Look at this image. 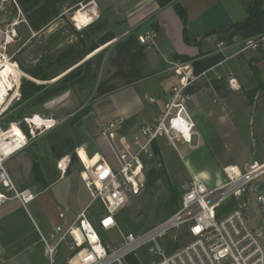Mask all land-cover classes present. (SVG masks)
Masks as SVG:
<instances>
[{
	"label": "rangeland",
	"instance_id": "obj_1",
	"mask_svg": "<svg viewBox=\"0 0 264 264\" xmlns=\"http://www.w3.org/2000/svg\"><path fill=\"white\" fill-rule=\"evenodd\" d=\"M77 8L79 6L73 9L64 8L62 12L65 17L64 20L57 19L41 31L34 32L29 27L15 0H0V67L8 60L15 65L20 74L19 86L14 88V90L19 89V96L17 97V94H15L12 99H8L9 103L4 102L0 108V124L5 126L11 122H18L26 130L22 118L32 114L52 117L57 122L51 130L38 133L30 139L28 145L22 151L14 154L6 161L5 166L19 188L29 187L33 192H36L41 189V185L36 183L35 180L32 170L34 163L38 164L44 179L50 183L59 176L51 144H55L56 149H64L65 151H67L68 146H72V152L74 151L77 158L74 162L71 161L69 169L70 173L77 172L78 176H76V182L74 180L71 182L73 183L70 196L72 206L66 207V210H61L64 216L65 214L68 216L75 215L76 208L79 207L80 209L90 201L89 192L80 180L83 166L77 155V148L83 147V152L86 151L91 158L100 157V152L94 150H98L100 147L98 144L100 141L97 139L101 135V122L109 115H118L119 112L123 113L124 111H129V113L122 116L123 118L120 117L123 119V123L117 131V136H124L126 143L133 147L132 141L144 123L153 121L162 109L161 103L154 95L145 96L146 94H153L149 91L153 88L149 84L150 80L145 78H149L154 71L149 70L147 65H144L143 68V77L141 78L143 82L121 85L115 91L99 97L96 96V87L101 80H109V83H122L121 80L112 77L115 68L110 64L109 58L114 43L117 39L123 38L124 35H118L114 32L117 39L92 55L101 54L100 64L97 65L95 60L88 72L79 69V67L70 72L83 60L76 62L75 55H66L65 52L73 47L72 51L77 53L82 38L86 43L93 39L91 34L87 38L83 29V31L81 29L77 30L74 26L71 13ZM98 14L101 16L100 20L107 24L106 30L113 31L116 21L113 18L110 21L100 10ZM66 68H68L67 71L60 74H66L64 76L66 77L65 83H61L66 86L57 95L43 98L45 89H39L35 94H31L28 99L19 100L21 96L20 84L23 80L35 81L40 84L51 83L58 77L51 78L54 76L53 73L55 71L61 72ZM155 73H157L155 76L158 78L167 76V74L164 75L165 73ZM34 75H44L50 79L39 80ZM152 77L154 76L152 75ZM10 94L14 95L13 91ZM137 98L140 100L133 105L134 100ZM85 109H89V112L71 125L70 121ZM260 132L262 131L260 130ZM245 133L246 130L237 131L239 137L229 141L228 145L224 143V153H219V155L209 154L201 148L190 149L186 144L177 141L175 142V149L164 137H160L157 141L158 152L154 151V157H144L143 160L145 170L155 167L161 171V176L148 186L144 184L141 193L132 197L117 212L120 231L122 233H137L146 230L170 216L172 214L169 213L170 208L175 209V211L178 209L181 195L192 179H203L189 172L185 162L195 173L205 174L208 177L203 180L209 187L225 182L226 179L221 167L224 162H227L226 160L239 165L241 159H250L239 165L241 170L244 169L245 165L252 163L253 158H258V152L262 147L264 148V144L255 145L250 143L249 140L246 141L244 138ZM64 139H67V141L62 143ZM138 140L142 141V139ZM105 144L102 143L104 147L109 149L108 142H105ZM114 144L119 145L117 140ZM67 152L70 153L71 151ZM109 155L114 161L115 157L111 149ZM261 187H264V173L253 180L250 189L252 192L259 190ZM172 195H174V199H171ZM40 197L39 195L33 202L29 203L28 209L43 234L48 235L55 224L49 227L42 225V217H39L33 208L36 202H41ZM249 203L250 222L255 224V218L259 217L260 214L252 195L249 197ZM100 212L98 202H94L90 208L91 218L95 219L96 214ZM14 213L15 216L11 219L10 225L4 226L1 224V240L6 238L9 241L6 240L5 258H0V264H48L36 232L34 229H27V222L30 223L32 228L33 225L27 219L26 212L17 213L15 211ZM16 223L17 225H15ZM12 224L15 226H12ZM18 224L22 225L21 228L24 231L21 235L18 234ZM94 226L102 239L111 246L116 245L121 240V235L116 229L105 231L100 228L97 222ZM175 236L179 243L188 240L182 227L175 229L166 237L169 239ZM20 250L22 251L17 256L11 258L13 253ZM138 256L141 264H148L152 260V256L144 250H141ZM8 258L11 259L7 260Z\"/></svg>",
	"mask_w": 264,
	"mask_h": 264
},
{
	"label": "built area",
	"instance_id": "obj_2",
	"mask_svg": "<svg viewBox=\"0 0 264 264\" xmlns=\"http://www.w3.org/2000/svg\"><path fill=\"white\" fill-rule=\"evenodd\" d=\"M84 2L78 3L79 9L90 4L96 8L89 14L92 23L99 16V8L95 0ZM90 23L79 27L74 22V26L80 30ZM138 40L145 48H150L155 32L148 30L138 35ZM224 45L223 41L218 43L220 47ZM244 49L260 50L264 56V33L242 39L241 50ZM173 71L178 77L176 84L171 87L160 114L141 127L132 141L133 147L126 143L124 136H117L123 119H110L105 124L101 135L107 140L116 163L112 165L102 156L90 166L82 163L80 177L89 192L90 203L71 222L55 224L48 235L36 228L48 264H126L129 254L136 255L141 263L138 256L141 250L152 256L148 264H264V187L252 192L250 189L253 180L264 173V162L253 161L242 170L237 165L227 164L222 167L225 182L214 187H209L203 179L194 178L183 191L178 209L166 219L137 233H122L119 229L116 214L141 193L145 184L143 159L154 157L153 142L164 137L175 149L176 141L190 149L197 146L194 137L199 136V132L186 107L185 90L203 80L204 73H195L188 62L174 63ZM227 86L229 89L239 87L232 74L227 76ZM35 116L40 117L38 123L34 121ZM22 119L26 130L18 122L0 124V206L17 201L32 218L27 207L37 193L29 187L19 188L5 163L22 151L30 139L51 130L57 122L40 114ZM115 140L119 145L114 144ZM70 164L71 154L59 157L55 162L59 175L65 174ZM220 188L224 189L220 191ZM250 195L260 214L255 224L250 222ZM230 200L232 207L218 215V209ZM94 202H98L101 212L92 219L90 208ZM59 217L63 218L64 213L60 212ZM96 222L105 231L116 229L121 240L111 246L95 229ZM180 227L187 241L179 243L176 236L167 239V235Z\"/></svg>",
	"mask_w": 264,
	"mask_h": 264
},
{
	"label": "crops",
	"instance_id": "obj_3",
	"mask_svg": "<svg viewBox=\"0 0 264 264\" xmlns=\"http://www.w3.org/2000/svg\"><path fill=\"white\" fill-rule=\"evenodd\" d=\"M163 1H166V3L160 6L159 0H95L100 12L104 13L110 21L112 18L116 21L115 29L113 30L116 34L125 36L129 33H134L138 36L148 30L155 32L154 44L150 48H145L146 60L144 62V65H147L149 70L154 71L152 74L154 77L151 75L149 78H145L150 80L149 84L153 88L149 91L153 94H146L145 96L154 95L162 107L171 87L178 80L177 75L173 71L174 63H183L173 60L172 56L174 54L187 55L192 59L190 64L195 73H204L203 80H198L194 85L190 86L194 87V89L191 92H187V98L185 99L186 107L199 132V136L194 137V142H197V146L194 149L201 148L212 155L224 153L225 145L223 146V144L226 143L228 145L229 141L238 138L237 131L239 130H246L244 136L246 141L249 140L250 143L255 145L264 144V56L260 50H241L242 38L239 36H236L232 42L227 43L225 32L223 31L231 23L246 18V11L240 1ZM175 2L180 3L186 11L185 25H183L181 18L173 7ZM184 28L187 39L184 36ZM220 41H223L225 45L222 47L218 46ZM216 53H221L223 59L213 64L211 56ZM250 63L256 65L261 71V89L255 93L253 89L256 88L257 82L253 78ZM155 72L165 73L164 75L167 74V76L158 78L155 76L157 75ZM229 74L236 78L239 84L237 89L228 88L227 76ZM135 82L140 83L143 81L139 79ZM247 92H250L249 95L252 96L251 103L248 101ZM148 99L150 100V98ZM139 100V98L134 100L133 105ZM128 113L129 111H124L123 113L119 112L118 115L107 116L101 122V131L108 120L120 118ZM97 140L100 141L98 143L100 147L94 151H99L105 160L114 165L116 161L115 158L113 161V158L109 155L110 147L108 149L102 145L107 140L102 135ZM87 157L90 164L100 158H91L88 154ZM248 160L250 159H241L240 164ZM252 160L259 163L264 162L263 147L258 152V158H253ZM226 161L222 164V167L227 164L237 165L238 167L240 165L229 160ZM185 166L195 176L203 179L208 178L205 174L195 173L186 162ZM76 176H78L77 172L59 175L47 187H41L40 190L36 191V197L40 195L41 202H36L33 208L39 217H42L41 221L44 227L53 226L61 222H71L75 218L74 216L90 203L89 201L80 209L79 207L76 208L75 215L71 214V216H68L65 214L63 218L59 217V212L62 209L66 210L72 206L70 196L73 183L71 182L72 180L76 182ZM81 183H83L82 180ZM15 211L17 213L25 212L17 201L12 200L0 206V228L1 224L4 226L10 225L11 219L15 216ZM28 211L32 218L27 213L26 216L33 228L27 222V229H34L37 234L36 228H39V226L29 209ZM15 225L12 224V226ZM21 227L22 225L18 227L19 235L24 232ZM1 231L0 229V233ZM6 240L9 241L6 238L1 240L0 235V258L3 259L7 248ZM21 251L13 253L11 258L17 256Z\"/></svg>",
	"mask_w": 264,
	"mask_h": 264
},
{
	"label": "trees",
	"instance_id": "obj_4",
	"mask_svg": "<svg viewBox=\"0 0 264 264\" xmlns=\"http://www.w3.org/2000/svg\"><path fill=\"white\" fill-rule=\"evenodd\" d=\"M86 0H15L16 4L20 8L21 12L24 14L26 21L28 22L29 27L32 31L38 32L44 29L49 23L62 19L65 17L62 14L64 8L73 9L78 6L79 2H84ZM242 6L246 11V18L231 23L229 27L224 29L225 32V40L227 43L232 42V38L239 36L242 39L253 37L258 34L264 33V0H239ZM166 1L159 0L160 6L164 5ZM176 13L181 18L183 25L186 23V11L182 7V5L178 2H175L173 5ZM107 24L102 20L98 21L95 24L88 25L83 28L85 31V37L89 38V34L93 36V39H90L89 42L86 43L84 38L80 40V46L77 53L73 52V47H70L68 51L65 52L66 55H75L76 62L83 60L87 55L92 53L94 50L98 49L101 45L106 44L115 38V34L112 30H106ZM82 30V29H81ZM82 30V31H83ZM184 36L187 39L185 28H184ZM111 44V43H110ZM65 56V55H64ZM101 54H96L95 56H90L88 59L84 60L82 63L78 64L74 67L70 72H73L75 69L79 67V69L88 72L91 70V66L93 62L96 60V64H100ZM173 60L181 61V62H192V59L183 54H174L172 56ZM223 59V55L221 53H216L211 56L212 63H217ZM146 60L145 54V46L138 40V36L134 33H129L123 38L117 39L113 45L112 53L109 58L110 64L115 68L112 77L118 80H121L122 83L112 82L109 83V80H101L96 87V96H102L109 92L117 90L121 85L130 84L135 82L143 77V68L144 62ZM250 68L252 70L253 78L257 82L256 88H254V93L261 89V71L260 69L250 63ZM65 70L58 72L55 71L54 76L51 78L57 77L51 83L40 84L35 81L23 80L20 84V99L26 100L29 98L31 94H35L39 89H45L44 97H53L57 95L60 91H62L66 85L61 84L65 83L66 77L64 75H60L67 71ZM58 72V73H57ZM69 72V73H70ZM67 73V74H69ZM60 75V76H59ZM35 78L39 80H48L49 77L44 75H34ZM60 83V84H59ZM194 87L186 88L185 92H191ZM253 93V94H254ZM250 92H247V97L249 103L252 102V96L249 95ZM252 94V95H253ZM23 127V126H22ZM24 128V127H23ZM67 139H64L62 143L66 142ZM55 144H51V150L53 152L56 160L62 155L68 153L67 151H71V161L76 160V155L74 151L72 152L73 147L68 146L67 151L64 149H56ZM153 150L158 152L157 143L153 142ZM56 162V161H55ZM33 173L35 175L36 183L40 184L42 188H45L49 185V183L44 179L42 172L37 163L33 165ZM69 167L66 169L65 174H69ZM161 176V171L157 170L155 167H150L145 170V185L148 186L150 183H153ZM56 180L53 179L52 181ZM51 181V182H52ZM50 182V183H51ZM176 196V195H175ZM171 199H174V195H172ZM176 199V197H175ZM233 205V201H228L227 204L223 205L218 209V215L222 212L230 209ZM175 209L170 208L169 213H173ZM117 219V214H116ZM118 221V220H117ZM126 264H141L139 259L134 254H129L125 258Z\"/></svg>",
	"mask_w": 264,
	"mask_h": 264
},
{
	"label": "bare ground",
	"instance_id": "obj_5",
	"mask_svg": "<svg viewBox=\"0 0 264 264\" xmlns=\"http://www.w3.org/2000/svg\"><path fill=\"white\" fill-rule=\"evenodd\" d=\"M93 11H96V8L93 6V4H90L84 8H77L71 13V20L76 22V24L81 27L82 25L90 23L89 14H91ZM19 76L20 74L15 68V65L10 63L8 60H6L0 67V108L3 106L4 102L9 103L8 99H12L13 96L18 93L19 89L14 90V88L19 86ZM12 91L14 95L10 94ZM39 118V116H35L34 121L38 123L40 121ZM83 149V147L77 148V155L82 163L90 166L92 163L89 165L87 154L85 155V151L83 152ZM223 189L224 188H220V191Z\"/></svg>",
	"mask_w": 264,
	"mask_h": 264
},
{
	"label": "water",
	"instance_id": "obj_6",
	"mask_svg": "<svg viewBox=\"0 0 264 264\" xmlns=\"http://www.w3.org/2000/svg\"><path fill=\"white\" fill-rule=\"evenodd\" d=\"M100 15L98 16V18L93 21L92 23H90L89 25L91 24H95L97 23L99 20H100ZM117 38L115 37L114 39H112L109 43L107 44H104V45H101L100 47H98L99 49H97L96 51L94 50V52L90 53L89 55H87L84 59L86 60L87 58H89L90 56H92L94 53H96L97 51H99L100 49H102L103 47L107 46L108 44H110L111 42L115 41ZM56 80V79H54ZM89 112V109H85L84 111H82L81 113H79L78 115H76L71 121H70V124H74L75 122H77L79 119H81L82 117H84L87 113Z\"/></svg>",
	"mask_w": 264,
	"mask_h": 264
}]
</instances>
